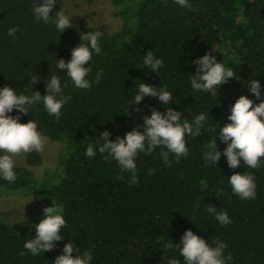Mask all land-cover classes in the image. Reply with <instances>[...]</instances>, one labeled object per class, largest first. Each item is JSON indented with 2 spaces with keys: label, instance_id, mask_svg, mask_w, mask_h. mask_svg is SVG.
Returning a JSON list of instances; mask_svg holds the SVG:
<instances>
[{
  "label": "trees",
  "instance_id": "16d2710c",
  "mask_svg": "<svg viewBox=\"0 0 264 264\" xmlns=\"http://www.w3.org/2000/svg\"><path fill=\"white\" fill-rule=\"evenodd\" d=\"M110 1L122 19L116 30L108 32L103 25L75 18L72 27L59 33L53 23L36 20L34 0H0V88L45 95V80L55 74L63 94L71 97L59 120L42 103L32 106L29 114L16 109L8 113L19 114L21 123L36 121L44 137L63 144V153L56 169L40 176L31 169L40 163L39 152L24 154V164L15 163L16 181L0 177V188L38 195L44 202L32 209L38 212L54 201L64 209L66 227L60 232L64 239L55 242L53 250L32 255L24 243L34 238L32 225L40 220L12 221L0 211V264H54L70 240L73 256L77 248L81 254L92 251L90 264H164V256L185 264L175 246L165 252L159 241L180 244L188 229L213 247L217 240L226 243L224 255L232 257L227 264H264V158L256 169L243 162L231 169L224 155L215 165L204 158L215 138L219 150L227 146L219 131L230 122L231 105L241 95L254 103L264 99V0H189L192 9L175 0H167L166 5L164 0ZM58 10L67 15L62 0H57L51 14ZM12 27H18L15 37L8 35ZM88 31L103 35L101 53H93L88 65L92 87L85 90L76 88L56 64L57 59H71L72 48L81 42L80 33ZM148 51L164 61L159 74L143 64ZM209 51L236 77L211 92H197L190 79L197 65L191 62ZM36 74L39 79L32 87L29 81ZM251 78L261 84L260 99L246 86ZM141 83L166 87L172 93L170 106L181 111L182 120L191 122L201 113L208 119L200 136H185L189 154L178 163L170 154L172 163L165 166L160 153L166 149L161 147L149 155L139 153V182L130 184L131 174L121 172L115 160H106L98 150L92 158L85 152L104 131L114 141L134 127L143 130L144 117L151 115L152 108L166 113L169 105L158 98L146 96L132 105ZM234 172L254 175L255 199L233 193L228 178ZM209 205L217 212L226 211L232 223L222 226L207 211Z\"/></svg>",
  "mask_w": 264,
  "mask_h": 264
},
{
  "label": "clouds",
  "instance_id": "9594fccd",
  "mask_svg": "<svg viewBox=\"0 0 264 264\" xmlns=\"http://www.w3.org/2000/svg\"><path fill=\"white\" fill-rule=\"evenodd\" d=\"M57 0H34L33 14L36 20L45 24L53 23L59 33L72 27V21L62 10L53 11ZM165 5L167 0H164ZM181 7L192 9L189 0H175ZM18 27L8 30V35L15 37ZM83 33V34H82ZM103 34L99 31L80 33L81 42L72 48L71 59L65 62L64 59H57L56 69L66 72L74 86L78 89L90 90L92 82L87 78L91 72L88 66L92 60L93 53H101L100 37ZM191 63L197 65L196 71L191 79V87L194 91L211 92L222 83H226L229 78L236 77L231 68L225 67L218 62L211 51ZM143 64L150 72L159 74L164 61L154 56L152 51H148L143 58ZM103 70L96 74L95 83H100ZM38 74L31 76L29 84L33 87L38 81ZM46 94L41 95L39 91H33L31 95L18 94L10 87L0 88V177L13 183L17 179L14 171V157L27 154L32 151L42 152L46 144V138L37 130V122L29 120L21 123L19 114L17 116L8 115L13 109L18 113L29 114V109L36 104H43L44 109L50 116L60 119L63 106L71 99L63 94L60 78L51 74L45 80ZM249 91L257 99L261 98V84L256 78H251L247 85ZM158 98L159 102L169 105L166 113H161L152 108L151 115L144 117L143 130L133 128L126 132L124 137H119L113 141L109 139L110 132L104 131L97 136L94 144H89L85 155L89 158L96 156L98 150L107 160H115L121 172H129L131 178L129 183L139 182L137 176L136 158L139 153L151 154L157 147L166 149L161 151L160 156L165 166H170L172 161L169 155L175 156V162L189 154L185 136L197 137L201 135L202 126L208 117L201 113L196 115L190 122L188 119L182 120L181 111L173 109L170 104L173 101L172 93L166 87H156L149 83H141L134 96L132 105L139 104L144 97ZM137 111L139 109H136ZM229 123H226L219 131V139L226 143V147L221 151L217 147L216 138L212 150L205 153L204 158L211 164H218L221 155L226 156L228 167L231 169L243 165L250 169L261 167V160L264 158V99L259 103H254L246 95H241L233 105H231ZM106 154V155H105ZM154 169H149V174H154ZM123 179V177H120ZM228 182L234 194L241 199L256 198V183L254 175L250 172H234ZM64 209L53 201V206L43 209L44 218L39 223L32 225L35 228L34 238L24 243V248L32 255L41 252L51 251L55 248V242L61 241L64 237L60 234L61 229L66 227V220L62 213ZM207 211L215 215V219L226 226L232 223L226 211L217 212L216 207L209 205ZM165 252L174 246L183 256L185 264H227L232 259L231 255H224L228 247L221 240L214 241L215 246L209 245L205 239L195 234L191 229L186 230L181 238L180 244L168 243L163 240ZM74 245L70 240L63 247L61 255H58L54 264H90L93 259L92 251L86 250L82 254L80 249H76L73 256ZM24 255V253H21ZM164 264H179L176 258L164 256Z\"/></svg>",
  "mask_w": 264,
  "mask_h": 264
},
{
  "label": "rangeland",
  "instance_id": "374dc122",
  "mask_svg": "<svg viewBox=\"0 0 264 264\" xmlns=\"http://www.w3.org/2000/svg\"><path fill=\"white\" fill-rule=\"evenodd\" d=\"M70 19L83 18L89 24H100L108 32L116 30L122 22L120 16L115 13V7L110 0H62ZM46 138V137H45ZM63 153V144L46 138L44 150L39 152L40 163L31 166L32 172L40 176L45 170L56 169L58 160ZM2 154V153H0ZM24 154L14 157L17 164H24ZM44 202L33 193L21 191H5L0 188V211L12 221L41 220L44 218L43 210H32L41 207ZM53 206V204L51 205ZM32 210V211H31ZM33 212L35 214H33ZM33 215V216H31Z\"/></svg>",
  "mask_w": 264,
  "mask_h": 264
}]
</instances>
